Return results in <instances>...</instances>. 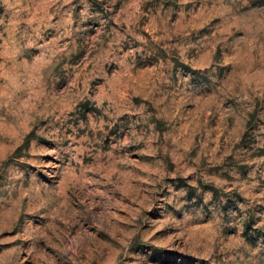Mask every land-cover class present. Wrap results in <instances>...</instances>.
Returning <instances> with one entry per match:
<instances>
[{
  "label": "rangeland",
  "instance_id": "obj_1",
  "mask_svg": "<svg viewBox=\"0 0 264 264\" xmlns=\"http://www.w3.org/2000/svg\"><path fill=\"white\" fill-rule=\"evenodd\" d=\"M0 264H264V0H0Z\"/></svg>",
  "mask_w": 264,
  "mask_h": 264
}]
</instances>
